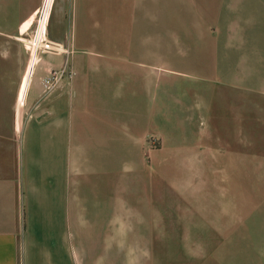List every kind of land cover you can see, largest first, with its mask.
<instances>
[{
	"label": "crops",
	"instance_id": "0c3cea01",
	"mask_svg": "<svg viewBox=\"0 0 264 264\" xmlns=\"http://www.w3.org/2000/svg\"><path fill=\"white\" fill-rule=\"evenodd\" d=\"M72 1V26L61 11L46 33L66 50L37 59L24 33L40 11L44 35L51 0L0 1L17 4L0 11V264H76V218L90 264L120 263L153 218L158 152L225 169L234 192L254 172L264 196V0ZM62 64L74 74L45 86ZM213 213L200 233L232 227Z\"/></svg>",
	"mask_w": 264,
	"mask_h": 264
},
{
	"label": "rangeland",
	"instance_id": "374dc122",
	"mask_svg": "<svg viewBox=\"0 0 264 264\" xmlns=\"http://www.w3.org/2000/svg\"><path fill=\"white\" fill-rule=\"evenodd\" d=\"M16 5H13L15 10L12 12L10 8L4 7L0 11L6 10L14 16L17 14ZM73 9L72 0H51L44 35H39V11L30 28L24 33L31 58L33 54L37 59L47 52L64 53L66 46L47 42L46 33L56 13L61 11L65 14L63 23L72 26ZM2 17L0 16L1 22ZM13 20L14 18L6 17L4 22ZM106 41L107 44H96L91 49L97 52L114 51V35L109 36ZM222 46L221 43V49ZM69 47L73 53L85 51L82 47H73V44H69ZM147 141L151 148L159 146L155 139ZM155 158V188L152 193L157 202L153 204V218L149 220L148 228L141 229L147 231L146 234L124 235V248L122 251L118 250V264H121V257L123 264H264V202H261L264 196H261L260 188L254 185V172H249L251 184L247 186L246 192L244 188L238 187H235L234 192L228 184V171L198 170L195 168V155H168L158 152ZM183 162L188 164L187 170L180 169ZM216 173H219V178H213ZM141 177L135 176V180ZM228 211L234 212V217L230 219L233 225L228 231L219 234L200 233L202 229L198 224L201 221L197 220V215L202 212L209 215L214 212L213 214L218 215ZM127 221L129 220H125ZM75 224V262L90 264L91 257L96 256L101 249L99 245L91 248L84 237L85 233H92L94 236L97 234L90 226V233L84 230L82 219L76 218ZM79 228L82 233L77 235Z\"/></svg>",
	"mask_w": 264,
	"mask_h": 264
},
{
	"label": "built area",
	"instance_id": "2783aa9c",
	"mask_svg": "<svg viewBox=\"0 0 264 264\" xmlns=\"http://www.w3.org/2000/svg\"><path fill=\"white\" fill-rule=\"evenodd\" d=\"M67 66H63L61 69L59 70H54V71H51L50 72V76L45 78L44 81H43V84L45 86H48L50 84L57 82L59 79H61L65 74H68V77H71L74 72L73 71H68L66 72L65 69H66Z\"/></svg>",
	"mask_w": 264,
	"mask_h": 264
}]
</instances>
